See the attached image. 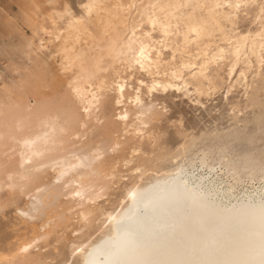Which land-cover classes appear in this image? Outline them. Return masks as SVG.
I'll return each instance as SVG.
<instances>
[{"label": "bare ground", "instance_id": "bare-ground-1", "mask_svg": "<svg viewBox=\"0 0 264 264\" xmlns=\"http://www.w3.org/2000/svg\"><path fill=\"white\" fill-rule=\"evenodd\" d=\"M13 1L18 6L16 13L0 5L1 63L3 58H13L19 48L31 60L38 55V49L42 52L48 49L42 38L38 47L34 43H17L15 35L19 27L34 25L37 0ZM107 1L111 5H106ZM252 7H257L260 26L253 33L239 26L241 16ZM57 17L64 26L63 35L60 31L53 33L54 40H62L56 52L61 59L59 70L82 118L76 123L58 108L38 107L50 88L48 72L22 66L17 68L21 72H11L12 78L18 80H12L7 88H2L6 79L1 73L0 138L4 137L6 128L13 127L20 134L19 139L14 138L20 145H17L19 169L0 178V195L25 194L35 175L50 165L56 169L57 180L63 186L75 184L68 194L65 211L82 207L100 196L89 190L91 179L83 169L89 166L95 176L104 173V144L98 143L88 164L83 162L77 147L71 152L72 158L61 152L67 139L83 142L90 133V123H105L108 86L104 75L114 65L130 70L131 76L136 71L148 75L149 82L138 81L140 93L135 97L136 107L144 115L147 111L141 96L144 87L150 93L177 89L200 95L206 81L213 87L211 66L224 64L229 58H232L231 77L240 64L247 65L239 76L249 87L248 73L253 62L264 64V0H85L78 1L77 9L65 8ZM93 21L102 26V38L91 40L89 28ZM156 30L163 35L158 44L152 35ZM216 37L232 42L227 44L229 47L218 46ZM141 47L145 48L147 59L140 57ZM166 49L173 53V60L167 63L163 58ZM177 52L183 55L180 63L175 59ZM137 59L143 67L136 63ZM118 86H124L123 93ZM115 92L116 117L127 123L128 83L123 77L119 78ZM31 121L35 123V131L24 134L25 124ZM142 123L147 125L144 120ZM134 169L137 172L141 166ZM210 174L178 169L148 189H129L126 205L107 214L109 237L87 246L79 245V260L75 264L92 261L96 264H264V186L237 190L224 184L229 181L212 180ZM76 191H82L83 198L73 196ZM49 203V190L39 188L34 199L15 212L28 222L38 221ZM81 215L85 220L84 211ZM56 217L49 216L39 228L42 231L19 241L13 250L10 248L11 254H0V263L14 264L16 255L27 254L49 232ZM24 248L27 251H22Z\"/></svg>", "mask_w": 264, "mask_h": 264}, {"label": "rangeland", "instance_id": "rangeland-1", "mask_svg": "<svg viewBox=\"0 0 264 264\" xmlns=\"http://www.w3.org/2000/svg\"><path fill=\"white\" fill-rule=\"evenodd\" d=\"M78 1L85 0H59L58 3L54 0H37L33 14L34 25L20 26L15 40L18 44L34 43L38 47L39 38H42L48 49L44 52L38 49V55L31 60L19 48L13 58H3L2 63L0 62V74L6 79V85L2 88H7V84H11L12 80H18L17 77L12 78L11 72H21L17 71V68L22 66L48 72L47 81L50 88L41 98L38 107L58 108L68 113L69 118L76 123L82 118L81 110L64 85L59 70L61 59L56 53L62 40H54L53 33L60 31L64 34L63 22L58 19L57 13L68 7L77 9ZM0 4L8 6L12 13L18 11V6L13 0H0ZM106 5H111V2L107 1ZM245 14L239 20L241 30L256 32L260 27L257 7L250 8L248 14ZM20 15L23 17V14ZM93 23L89 28L91 40L102 38V26L96 21ZM227 29L231 27L228 26ZM152 35L156 44L163 40V35L158 30L153 31ZM215 39L216 45L223 47H229L227 44L232 42L226 43L218 37ZM164 52L165 62H171L173 53L169 49ZM195 52L193 51L194 54L197 53ZM177 53H180V56ZM177 53L175 59L180 63L183 55L181 52ZM231 61L232 58H229L224 64L211 66L210 80L213 87L206 81L202 89L204 92L200 95L177 89L150 93L144 87L141 95L147 108L144 115L136 107L135 97L140 93L138 81L149 82L148 75L143 71H136L131 76L130 70L121 65H114L104 75L108 86L105 123H90L88 137L80 143L67 139L64 151L61 152V155L72 158L71 152L77 147L80 153L82 152L83 162L88 164L98 143L104 144V173L95 176L89 166L83 169L91 179L89 190L94 195L97 194V197L100 196L82 207L65 211L69 202L68 194L75 184L63 186L62 182L57 180L56 169L49 165L44 172L35 175L25 194L10 195L3 192V195H0V254H11L19 241L38 234L42 231L39 228L48 217L57 215L42 240L22 257L16 255L13 262L75 264L79 260V245L87 246L109 237L107 214L126 205L129 189H148L178 169L211 173L212 180L222 183L229 181L224 184L233 185L237 190L264 186V64L253 62L248 73L247 83L250 84L247 87L246 82L239 76L242 69H247V65L240 64L235 75L231 77ZM120 77L128 83L127 123L116 117L118 106L115 88ZM142 120L147 125H143ZM34 131V122L25 124L24 134ZM19 137L16 129L8 127L5 129L4 139L0 138V178L19 169L17 158L20 142L14 140ZM136 166H141L137 172L134 169ZM46 187L49 190L50 203L42 211V218L34 222L22 219L15 211L34 199L39 188ZM81 211L85 213V220L82 219Z\"/></svg>", "mask_w": 264, "mask_h": 264}, {"label": "snow or ice", "instance_id": "snow-or-ice-1", "mask_svg": "<svg viewBox=\"0 0 264 264\" xmlns=\"http://www.w3.org/2000/svg\"><path fill=\"white\" fill-rule=\"evenodd\" d=\"M237 7H239V5H237ZM193 31H195V29H193ZM221 51H223V50L221 49ZM139 55H140V57H142L144 59H147V57L145 56V48L144 47L140 48ZM219 58L222 59L223 57H219ZM136 63L139 64L141 67H143V64L141 63L140 59H137ZM118 87H119V91L121 93H123L124 92V86H118ZM123 118L126 119V117H123ZM62 175H63V173H62ZM73 196L83 198L84 194H83L82 191H76V192L73 193ZM21 214L22 215H27V213H21ZM28 247H31V245H29ZM22 251H27V248L22 249ZM91 264H96V261H92Z\"/></svg>", "mask_w": 264, "mask_h": 264}, {"label": "crops", "instance_id": "crops-1", "mask_svg": "<svg viewBox=\"0 0 264 264\" xmlns=\"http://www.w3.org/2000/svg\"><path fill=\"white\" fill-rule=\"evenodd\" d=\"M1 5V4H0Z\"/></svg>", "mask_w": 264, "mask_h": 264}]
</instances>
